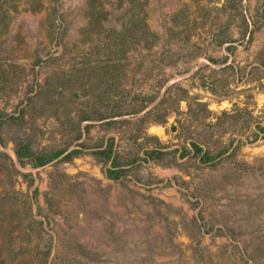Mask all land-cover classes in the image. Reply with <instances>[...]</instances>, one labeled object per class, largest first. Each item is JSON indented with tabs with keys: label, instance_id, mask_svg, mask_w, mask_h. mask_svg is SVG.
I'll return each mask as SVG.
<instances>
[{
	"label": "rangeland",
	"instance_id": "1",
	"mask_svg": "<svg viewBox=\"0 0 264 264\" xmlns=\"http://www.w3.org/2000/svg\"><path fill=\"white\" fill-rule=\"evenodd\" d=\"M0 137V264H264V0H0Z\"/></svg>",
	"mask_w": 264,
	"mask_h": 264
},
{
	"label": "trees",
	"instance_id": "2",
	"mask_svg": "<svg viewBox=\"0 0 264 264\" xmlns=\"http://www.w3.org/2000/svg\"><path fill=\"white\" fill-rule=\"evenodd\" d=\"M147 34H149L150 36L153 37V39L155 40V38L157 37L155 34L151 33L150 31H147ZM152 44L153 41H150ZM162 101V100H161ZM161 101L159 103H161ZM122 113L121 112H115L113 117L116 115H121ZM165 114L161 115L159 117V122L162 123V122H165ZM87 118H89L88 116H83L80 118V123L84 120H86ZM112 123V122H111ZM82 136V131L80 129H78V132L75 136L76 139H79L81 138ZM0 141H2L1 137H0ZM112 141H114V139H111V143L110 145L108 146L107 149L105 150H99V151H96L94 154H105L107 159H109L111 157V155L113 154V143ZM194 151L195 152H200L202 151V149L194 144ZM65 152V150H58V151H52L46 155H33L32 152L30 151V148H29V145L27 143L25 144H21V146L17 149H15V154H16V157L17 159L19 160V162H21L22 164L24 163L25 161V158L31 160L33 162V164L35 166H41V165H45L49 162H51L52 160L56 159L57 157H59L60 155H62L63 153ZM82 151L81 149H72L71 151H69L66 155L67 158H70L72 156H75L77 154H80ZM168 154V152L166 151H163L162 149H160L159 146H156V147H153L151 149H148L146 151V155L148 158H151V159H154L155 158H163L164 156H166ZM205 158L208 160H212L214 159L213 157L209 156V155H205ZM111 166H112V169H108L107 170V175L109 178H118L119 177V166L120 164L118 163V157L117 156H114V158L112 159V163H111Z\"/></svg>",
	"mask_w": 264,
	"mask_h": 264
}]
</instances>
